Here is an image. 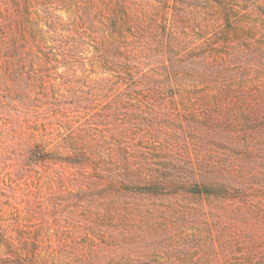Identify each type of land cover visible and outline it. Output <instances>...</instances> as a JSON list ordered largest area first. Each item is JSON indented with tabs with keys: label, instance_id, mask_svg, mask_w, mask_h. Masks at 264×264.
Masks as SVG:
<instances>
[{
	"label": "rangeland",
	"instance_id": "374dc122",
	"mask_svg": "<svg viewBox=\"0 0 264 264\" xmlns=\"http://www.w3.org/2000/svg\"><path fill=\"white\" fill-rule=\"evenodd\" d=\"M5 8L17 17L11 25L3 19ZM226 10L230 21L258 27L220 33ZM116 16L128 24L131 40H141L143 71L151 73L153 62L163 77L168 69L191 87L181 100L152 105L161 124L150 126L145 115L115 145L130 154L132 180L143 182L152 172L173 175L177 184L166 195L129 189L113 200L93 195L83 201L69 181V172L79 176L77 169L34 160V140L66 132L68 125L87 130L91 122L111 136L120 108H136L99 103L89 112V99L99 92L94 81L108 75L86 59L75 71L58 66L41 73L9 72L0 57V264H264V0H36L27 9L22 0H0V46L4 38L33 37L91 55L98 26ZM227 38L238 41L226 51ZM33 83L46 101L72 102L78 117L24 112L18 94H32ZM111 156L110 166L118 168L122 155ZM242 174L257 190L236 201L181 193L184 184L231 185ZM248 205L255 207L252 214ZM234 219L241 232L229 228ZM223 225L221 234L205 229Z\"/></svg>",
	"mask_w": 264,
	"mask_h": 264
},
{
	"label": "trees",
	"instance_id": "16d2710c",
	"mask_svg": "<svg viewBox=\"0 0 264 264\" xmlns=\"http://www.w3.org/2000/svg\"><path fill=\"white\" fill-rule=\"evenodd\" d=\"M10 1L16 2L17 0ZM22 1H24L27 9L36 0ZM39 1L44 3V0ZM232 11L233 9L230 10V12ZM9 12L5 8L2 14L3 19L8 20L11 25L17 17ZM230 12L226 10L225 17H221L220 33L229 35L246 33L253 28L255 29V26L258 27L256 23L251 26L248 22L230 21L231 18H228ZM127 27L128 24L120 20L118 16L111 24L101 22L98 26L99 36L95 38V53L86 54L87 56H84L83 51L75 52L70 46L66 50L65 46H62L61 40L58 45H50L40 38H4L0 46L3 67H10L9 72H18L26 68L30 72L40 71L44 73L46 72L45 69L50 70L58 66L75 71L74 66L78 65L79 61H85L86 59L91 65L99 67L101 73L108 75L104 80L97 79L94 81V86L97 85L99 92L97 95L95 94V101L93 98L89 99V105L92 107L89 112L93 111L99 103L101 108L115 106L119 103L129 104L136 108V111L128 110L129 107L126 109L120 108L117 118V128L120 130L117 129V133L111 134V136L105 133L108 130L100 131L97 124L91 122L87 130L82 129L80 125H68L66 132H57L46 140L43 136H39L34 140L35 149L32 150L31 154L34 160L38 161L39 158L41 161H47L48 159L61 161L68 167L77 169L79 176L74 175L73 177V172H69L71 190L74 194H79L85 202L93 195L98 196V201L113 200L114 194L121 195L129 189L143 193L147 197L166 195L169 194L166 188L174 183L176 185L178 181L175 180L173 175L167 178H159L152 172L144 177L143 182L132 180V178H129L128 170L130 169L128 160H126L130 157L129 152L126 151L125 146L117 145L115 148L117 142L119 144L124 143L120 139L127 138L126 131L133 130L136 124L141 123L140 119L142 120L145 115L150 126L158 124V122L161 124V121L157 120L159 118L157 111L159 110L153 109L152 105L154 106L170 98L181 100L191 88L186 84H181L180 80L174 74H171L168 69H166L167 76L163 77V74L160 73L153 62L148 65L150 69H147L151 73H147L146 70L143 71L140 66L142 63L147 64V62L141 60V57L144 59L141 40H131ZM237 41L236 39L230 40L227 38L226 41L222 42V45L225 46L227 51L228 48L236 47L235 43ZM71 51L77 54L71 53ZM143 68L145 69V67ZM31 79L35 80V77L31 76ZM12 80L15 81V78ZM33 84L37 87L36 83ZM36 90L32 94H29V90H21L18 94V98L25 101L24 112L33 111L35 114L39 112H60L68 119L78 117L76 113L79 111L71 106L72 102L54 99L53 101H46L43 92L38 87ZM103 90H106L104 94L102 93ZM34 101L38 104H33ZM47 103L52 104L44 106ZM134 104H142L146 107L141 110L142 108L136 107ZM90 117H88V120ZM116 153L122 155L119 159L118 168L111 167V163L108 161V159L113 158L111 155ZM143 164L151 165L145 162ZM234 181L231 185L223 182L196 181L187 185L184 184L181 193L201 200H216L222 203L228 199L236 201L240 194H243V196L248 192L253 194L257 190L256 186L252 185L243 174ZM234 204L233 209L237 210L239 204L237 202H234ZM247 209L252 214L255 207L248 205ZM235 221L236 219L232 222V227L229 228H238V231L241 232L242 228ZM255 225L256 223L251 219L247 220L249 228H254ZM224 226L205 229L209 232L214 230L221 234L226 228ZM139 239H145V236L141 235ZM251 240L255 239L252 238Z\"/></svg>",
	"mask_w": 264,
	"mask_h": 264
}]
</instances>
